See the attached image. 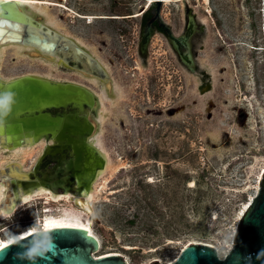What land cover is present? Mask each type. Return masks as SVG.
<instances>
[{
  "label": "rangeland",
  "instance_id": "rangeland-1",
  "mask_svg": "<svg viewBox=\"0 0 264 264\" xmlns=\"http://www.w3.org/2000/svg\"><path fill=\"white\" fill-rule=\"evenodd\" d=\"M150 2L29 5L27 13L41 16L40 22L74 39L99 62L107 73L103 79L96 68L85 75L59 56L50 60L28 55L19 45L1 46L3 79L37 73L79 82L99 95L95 145L118 165L92 184L98 193L91 212L71 200L74 184L69 199L60 201L47 202L45 190L0 219L3 234L40 226L49 207L90 222L101 241L96 255L121 253L130 264H170L191 243L212 245L221 257L232 248L236 224L264 173V0ZM135 13L140 16L111 18ZM146 14L167 23L176 36L193 18L192 65L159 27L144 35ZM207 83L210 89L202 92ZM59 145L51 138L29 145L21 165L34 170L32 181L49 176L64 156L73 157L74 149ZM11 161L20 162L15 149L0 146V165Z\"/></svg>",
  "mask_w": 264,
  "mask_h": 264
},
{
  "label": "water",
  "instance_id": "water-1",
  "mask_svg": "<svg viewBox=\"0 0 264 264\" xmlns=\"http://www.w3.org/2000/svg\"><path fill=\"white\" fill-rule=\"evenodd\" d=\"M14 2L12 0L3 1L1 4L7 6L15 4ZM155 2L160 5L162 0ZM159 8L158 6L157 11ZM22 24L20 20L15 19L13 13L0 11V41H9L8 33L14 31L18 34L12 38L14 41L43 44L42 47L40 46L43 49H65L68 44H72L76 53L89 57L81 47L66 37L59 36L55 32L49 33L47 29L43 28L39 29L40 36H38L32 33L30 30L32 27L26 25L23 28ZM161 26L167 32L181 58L192 65L190 39L195 30L193 18L189 19L187 30L180 36L174 35L167 23L161 21ZM149 29L148 25L146 33ZM29 54L40 55L38 51L33 50ZM89 58L92 63H96L95 59ZM42 81L36 75L25 74L16 79L15 85L10 86L7 91H0V126L6 125L9 128L11 123H17L19 128V123H21L28 130L50 132L57 123H73L71 121L72 114L79 111L82 115L77 112L76 114L81 123L89 121L97 127V122L91 115H84L86 114L85 108L88 106L83 109L76 108L75 103L88 100L91 97V93L86 87L72 82L44 80L47 83L44 84ZM108 85H110L109 80ZM210 87L211 84L207 83L205 87L201 88V91L204 92ZM43 105L45 106L43 113H32L28 116L18 115V113L28 111H38ZM57 107H61V111L58 112ZM66 132V138L64 137L63 144L60 145H67L74 149L71 153L73 157L67 159V163H69L73 158H79V155H75V146H71L70 141H65L69 136V130L66 129ZM21 140L23 141L24 138ZM77 143L81 144V141H76L75 144L77 145ZM61 170L62 166L59 163L54 172ZM10 194L9 189L8 196ZM99 248L98 239L91 235L87 229L80 227L41 229L2 247L0 249V264H127L123 255L94 256V252ZM150 264L161 263L156 260ZM170 264H264V173L258 192L236 224L233 247L224 257H221L218 250L212 245L191 243Z\"/></svg>",
  "mask_w": 264,
  "mask_h": 264
},
{
  "label": "bare ground",
  "instance_id": "bare-ground-1",
  "mask_svg": "<svg viewBox=\"0 0 264 264\" xmlns=\"http://www.w3.org/2000/svg\"><path fill=\"white\" fill-rule=\"evenodd\" d=\"M3 1H10V0H0V11L4 10L6 12L13 13L15 15V19L20 20L23 23L21 25L23 28H25L26 25L32 27L30 30L32 31V33H35L38 36H40L39 35L40 28L47 29L49 33L55 32L59 36L66 37L69 40H71L73 43L81 47L74 39H70L67 35L59 34L58 32L51 29L49 26L40 22V19L42 18L41 16L39 15L33 16L27 13L26 10L29 9V5L33 6L32 2L34 0H27V2H21V0H12L15 1L14 2L15 4L7 5V6H3V4H1L3 3ZM150 1H157V0H150ZM171 1L173 0H162V2H166V3ZM50 4L61 6V4L58 2L57 3L50 2ZM18 10H20L21 12H19ZM117 17H122V16L117 15ZM7 30L9 31L8 27ZM8 35L10 36L9 38L10 40L6 42L0 41V48L2 45L12 43L14 45L21 46V48L23 47V51L28 55H31L29 54V52L33 50L35 52L38 51L40 54L39 56H42L50 60H54L56 56H59L58 59L59 62H61L64 65H68V64L73 65L74 67L80 69L82 73L85 72L86 73V74L84 73L85 75H89L90 73L95 72L96 71L95 68H96L97 71H100L99 75L100 77H102L101 79L107 76L105 69H103V67L99 64V62L95 60L96 63L95 64L92 63V61L89 58L91 57V55L87 53L83 49V47L81 48L89 55V57L85 56L84 54L76 53V51H74L72 47V44H68V46L65 49H54V48L43 49L41 48L43 44L42 45L38 43L30 44L24 41L12 40L13 37L18 35L14 31H9ZM56 40L58 41V39ZM31 56H38V55H31ZM26 75H36L43 80L42 82L44 84H47L44 80H48L51 82H72L82 85L83 87H86V89L90 91L91 97L88 98V100L75 103L77 105L76 108L83 109L85 108V106H88L87 109H85L86 114L84 115H91V117H93V119L97 122V127H95L94 124H92L89 121L88 123H81V120L78 118L76 112L79 115L82 114L81 112L76 110H75L76 112L74 113L75 115L72 114L71 121L73 123H57L55 126H53L50 132H41V131L38 132L35 130H28L25 129L21 123H19L20 125L19 128L17 127L18 125L17 123H11V126L9 128H7L6 125L0 126V146L7 149L8 148L13 150L15 149L16 155H19L20 158V162L11 161V162H6L5 163L6 165L4 163L0 165V219H7L11 214L15 212L16 209H19L18 205L22 206L30 203L36 195L43 194L45 190H46L45 192L48 193L47 198L49 200H47V202H50L51 199L52 200L54 199V201L56 200L60 201V199L63 196H65L66 199H69V197L71 196V198H73L71 200L81 203L85 211L91 212L92 203L96 197V194L98 193L97 186L92 187V184L94 183L95 179L99 177L101 172L105 173V171H107L108 169L111 172H114L118 167L117 164L111 161L108 153L106 157H104L105 154L104 151L95 145L96 135L100 130V121L98 119V115H99V109L102 104L101 99L95 91H93L91 88L79 82L54 79L46 75H41L37 73H29ZM21 76L9 78V79H3L0 76V91H7L10 86L15 85L16 79H18ZM111 89L112 88L110 87V90ZM85 102H87V105H85ZM57 108L58 109L56 110H61V107H57ZM44 110H45V106L43 105L39 108L38 111H28L25 113H18V115L22 116L24 114L25 116H28L31 115L32 113H43ZM66 129L69 130V134H68L69 136L67 139H65V141H70L71 146H75L76 149L75 155H79V158L75 157L72 159V162L67 163V158H65V156L63 155L64 158H62V160L59 162L62 166L61 171L49 172V174L51 175L49 176L45 175L44 179L32 181L31 180L33 177L32 173L34 170L25 171L22 169V165H21L24 162H26L28 153L32 150L29 147V145H32L37 141L44 140L45 138L47 139L51 138L52 141H56L61 144L64 141L65 133H67ZM22 138H24L23 141L21 140ZM79 140L81 141V144L77 143L76 145L75 142ZM44 146L45 148H47L48 147L47 143ZM59 147L61 149H65V148H69L70 146L67 147V145H60ZM89 159L92 160L89 161ZM1 161L4 162L5 159H2ZM87 163L88 165H86ZM104 177L105 178L103 183H106L109 177L108 176H104ZM71 182L72 184L75 185V188L73 189L74 191L71 192L69 196V194L66 193L69 192L71 188ZM9 189L11 194L8 196ZM61 191L62 193L65 194L63 195L62 193H60ZM52 225H56V226L54 227ZM62 227H80L83 229H87V231L91 235H94L98 239L99 245L101 247L100 238L92 230L90 226V222H87L85 219H82V217H80L77 213L71 212L68 209H65L64 212L62 211V213L60 214H55L52 212L51 208L47 207L43 210V216L41 218L40 226L33 227L32 229L26 231L22 235H16V237L14 238L10 237L11 233L3 234L1 231H0V236H1V241L5 245H9L21 238L26 237L33 231H37V230L39 231L41 229L50 230L51 228H62ZM5 238L7 239L10 238V239L5 240ZM0 249H2V247H0ZM96 253L97 252H94V256L99 257V255H96ZM115 254L122 255L121 253L111 252L104 254L103 256L115 255ZM100 256L103 257L102 255ZM126 261L127 264H130L128 260Z\"/></svg>",
  "mask_w": 264,
  "mask_h": 264
},
{
  "label": "flooded vegetation",
  "instance_id": "flooded-vegetation-1",
  "mask_svg": "<svg viewBox=\"0 0 264 264\" xmlns=\"http://www.w3.org/2000/svg\"><path fill=\"white\" fill-rule=\"evenodd\" d=\"M65 0H61V2H64ZM152 2H155V1H151L150 3H152ZM61 4V6L62 7H64V8H67V6L65 5V4H62V3H60ZM138 14V15H137ZM116 15V16H115ZM115 15H111V18H113V19H118V18H130V17H138V16H140V14L139 13H135V14H133V15H130V14H124V15H121V14H115ZM117 15H119V16H122V17H117ZM148 25L150 26V29L151 28H153V27H159L161 30H163L164 32H166L164 29H163V27L161 26V21H160V19L158 18V17H156V16H154V15H151L150 17H148V15L146 14L145 16H144V35L145 36H147L148 35V32L146 33V29H147V27H148ZM167 33V32H166ZM69 66H73V65H70V64H68ZM23 233H25V232H21V233H16V234H10V237L11 238H14V237H16V235H22ZM8 239H10V238H8ZM7 238H5V240H8Z\"/></svg>",
  "mask_w": 264,
  "mask_h": 264
},
{
  "label": "snow or ice",
  "instance_id": "snow-or-ice-1",
  "mask_svg": "<svg viewBox=\"0 0 264 264\" xmlns=\"http://www.w3.org/2000/svg\"><path fill=\"white\" fill-rule=\"evenodd\" d=\"M21 2H27V0H21ZM52 226H56V225H52ZM0 247H6V245L2 242V241H0Z\"/></svg>",
  "mask_w": 264,
  "mask_h": 264
},
{
  "label": "built area",
  "instance_id": "built-area-1",
  "mask_svg": "<svg viewBox=\"0 0 264 264\" xmlns=\"http://www.w3.org/2000/svg\"><path fill=\"white\" fill-rule=\"evenodd\" d=\"M0 241H1V236H0Z\"/></svg>",
  "mask_w": 264,
  "mask_h": 264
}]
</instances>
